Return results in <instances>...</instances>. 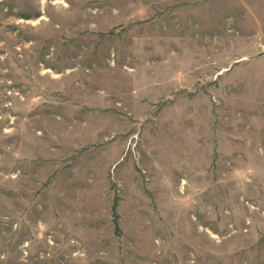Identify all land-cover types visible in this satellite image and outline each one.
<instances>
[{"label": "rangeland", "instance_id": "374dc122", "mask_svg": "<svg viewBox=\"0 0 264 264\" xmlns=\"http://www.w3.org/2000/svg\"><path fill=\"white\" fill-rule=\"evenodd\" d=\"M0 264H264V0H0Z\"/></svg>", "mask_w": 264, "mask_h": 264}]
</instances>
